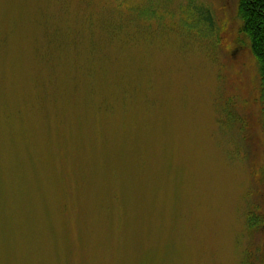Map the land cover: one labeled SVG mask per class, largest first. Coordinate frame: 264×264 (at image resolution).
<instances>
[{
  "label": "rangeland",
  "instance_id": "1",
  "mask_svg": "<svg viewBox=\"0 0 264 264\" xmlns=\"http://www.w3.org/2000/svg\"><path fill=\"white\" fill-rule=\"evenodd\" d=\"M85 2L0 0V264H138L143 251L147 264H241L244 252L264 264V229L249 233L245 218L251 203L264 206V103L257 60L240 33L238 0H147V48L138 42L117 47L120 51L106 49L115 57L111 68L120 73L147 59L142 64H147L150 132L147 201L129 202L128 210L122 205L111 220L92 210L90 240L81 244L75 231L72 253L65 257L47 217L49 210L62 231L52 189L40 192L31 165L37 166V153L46 157L51 149L56 172L62 156L59 124L66 126L68 140L82 123L80 144L75 147L73 138L65 142L70 159L77 156L82 166L94 157L105 159V150L117 146L120 136L110 119L103 139L100 120L62 96L61 120L48 121L36 111L43 85L58 94L55 78L60 87L78 84L84 59L57 51L48 59L53 39L46 36L55 30L69 39L65 46L76 36L85 43L82 16L91 13L78 14ZM100 9L88 7L95 14ZM153 18H163L164 28L157 30ZM196 18H212L214 31L207 36ZM85 85L78 84L80 97ZM223 107L233 121L223 119ZM48 108L52 115L54 105ZM44 174L43 186L50 187ZM95 174L102 184L101 173ZM130 190L132 199L138 189ZM25 192L30 197L21 199ZM137 215L138 226H123Z\"/></svg>",
  "mask_w": 264,
  "mask_h": 264
},
{
  "label": "trees",
  "instance_id": "2",
  "mask_svg": "<svg viewBox=\"0 0 264 264\" xmlns=\"http://www.w3.org/2000/svg\"><path fill=\"white\" fill-rule=\"evenodd\" d=\"M85 1V10L84 7H80L78 11V14L88 11L91 13L90 15L85 13L82 16V19H86L87 22L83 24L87 30L85 32L88 34L85 43H80V38L76 36L70 39L68 46H65L69 39L61 36L55 30H52L53 33L48 31L46 38L50 36V39H53L51 43L53 50L48 52V59H52V55L56 51L64 55L68 52L69 55H66L68 57L72 52L74 54L72 58L75 61L84 59L85 64L78 66L77 80L81 85L82 81L86 82V92L80 97L78 84L69 85L66 82L60 87L58 78H55L53 86L61 88L60 92L50 94V86L43 85V88H39L36 111L40 118H46L48 121L50 119L61 120L63 117L57 114V111L60 107L58 97L62 96L74 105L73 108L76 105L83 107L85 112L92 113L100 120L101 130L99 133L104 132L103 139L106 137L104 124L107 125L110 119L113 121L114 127L116 126V130L120 132V136L117 139V146L105 150V159L99 160L98 157H94L91 163L82 166L77 156L73 157V160L70 159L71 152L68 145L65 144L72 138L75 147L80 144L83 135L80 129L82 123H77L78 131H75L68 140H66L68 137L65 131L66 126L59 124L58 139L62 156L60 162L55 163L56 172L54 173V164L51 163V149L47 151L46 157H39L37 153V166L31 165V174H36V185L40 192L44 194L47 188L52 189L54 195L52 210L59 215L62 231L58 232L54 227L52 213L49 210H47V217L49 225L53 228L52 234L57 235L63 243L62 252L67 259L72 253L75 231L81 244L84 245L85 241L90 240V212L92 210L103 212L105 217L111 220L122 205L128 210L129 202L133 203L134 200L146 203L148 169L151 161L148 143L150 132H147V126H149L147 124L149 122L147 121V119L149 120L147 113V64L142 65L147 63V59H139L131 68L125 69L126 72L120 73L111 68L112 64L109 61H114L115 57L112 59L113 55L106 51L108 48L120 51L121 49L118 50L117 47H129L128 45L138 42L142 48H147V30H151V24H149L151 18H147V0H141L137 4L135 1L130 3L129 0H107L108 6L105 7L101 5L103 0ZM91 5L100 6V12L95 11L97 13L95 14L92 10H88ZM237 13L242 22L240 33L248 37L249 47L258 63L261 85L260 101L264 103V0H238ZM93 15H97L98 18H93ZM153 19L157 21L154 24L157 30L164 28L163 18ZM196 19L203 24L207 36L209 32L214 31L212 18ZM97 31L101 33L102 37L97 35ZM78 34L81 37L80 31ZM82 99L84 100L82 104H78ZM48 103L55 107L52 115L48 113ZM222 110L223 119L224 117L227 118V121L235 119L231 116L228 107H223ZM84 147L82 145L80 148ZM20 169L26 171L23 162H21ZM45 172L46 174H44ZM95 173H101L104 180L102 184L95 182L97 176ZM23 174L25 175V173ZM42 174L45 175L50 187L43 186ZM261 175L264 188V168ZM133 180L134 184H132ZM132 185L138 189V193L131 199L133 190L130 189L134 188ZM24 197H30V195L26 192L20 195L21 199ZM72 209H75L74 217L71 216ZM245 218L249 233L263 230L264 206L251 203ZM141 220L142 218L137 215L134 220L123 224V226H138ZM140 254L138 264H147V253L143 251ZM252 254L244 252L241 264H256Z\"/></svg>",
  "mask_w": 264,
  "mask_h": 264
}]
</instances>
